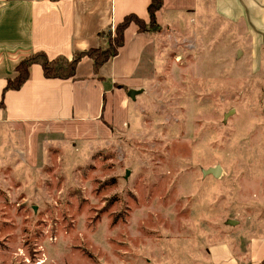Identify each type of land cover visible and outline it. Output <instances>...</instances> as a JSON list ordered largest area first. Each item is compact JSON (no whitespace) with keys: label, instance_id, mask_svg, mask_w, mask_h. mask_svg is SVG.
<instances>
[{"label":"rangeland","instance_id":"rangeland-1","mask_svg":"<svg viewBox=\"0 0 264 264\" xmlns=\"http://www.w3.org/2000/svg\"><path fill=\"white\" fill-rule=\"evenodd\" d=\"M257 1L237 19L207 8L153 32L142 77L112 88L107 115L38 133L0 126V264H246L264 241ZM215 165L218 177L203 173Z\"/></svg>","mask_w":264,"mask_h":264},{"label":"crops","instance_id":"crops-1","mask_svg":"<svg viewBox=\"0 0 264 264\" xmlns=\"http://www.w3.org/2000/svg\"><path fill=\"white\" fill-rule=\"evenodd\" d=\"M148 1L0 0V126L9 131L38 133L72 120L92 121L107 115L110 91L116 85H126V77L134 78L129 81L130 87L137 86L142 77L137 73L141 57L159 37L153 32H139L134 23L125 28L118 53L96 73L91 59L83 56L74 78H46L38 64L31 65L29 78L18 89L4 90L6 78L30 53L42 51L49 59H71L75 52L97 46L99 34L127 13L147 20ZM251 3L256 4L255 0H163L156 20L161 29L175 31L179 19L190 16L193 21L200 20L207 8L229 20L239 18ZM8 152L5 147L3 153ZM242 254L246 264H264V241L259 249L248 247ZM227 263L241 264L236 260Z\"/></svg>","mask_w":264,"mask_h":264},{"label":"trees","instance_id":"trees-1","mask_svg":"<svg viewBox=\"0 0 264 264\" xmlns=\"http://www.w3.org/2000/svg\"><path fill=\"white\" fill-rule=\"evenodd\" d=\"M162 2L163 0L148 1L146 6L147 20H144L135 13L125 14L123 18L116 23L115 35L108 39V43L103 49L89 47L85 51L75 52L71 59H67L63 56L49 59L42 51L28 54L16 63L14 74L6 78L4 90L18 89L23 82L29 78L32 64L40 65L43 75L46 78H74L77 63L83 56H87L91 59L93 72H98L99 68L109 60V58L118 53V49L124 42V30L130 23H134L139 32H156L160 30V26L156 20V12L161 7ZM0 107H3L2 98H0Z\"/></svg>","mask_w":264,"mask_h":264},{"label":"water","instance_id":"water-1","mask_svg":"<svg viewBox=\"0 0 264 264\" xmlns=\"http://www.w3.org/2000/svg\"><path fill=\"white\" fill-rule=\"evenodd\" d=\"M138 92L137 89H128L126 94L131 97V98H134V95ZM229 113V112H228ZM227 113V114H228ZM203 173L204 174H211L213 175L214 177H218L220 174H221V167L219 165H215V166H212V167H209L205 170H203ZM228 223L230 224H234L235 221H231L229 220Z\"/></svg>","mask_w":264,"mask_h":264}]
</instances>
